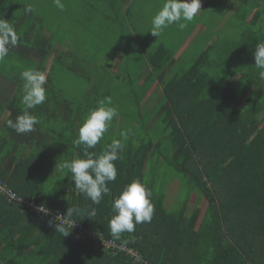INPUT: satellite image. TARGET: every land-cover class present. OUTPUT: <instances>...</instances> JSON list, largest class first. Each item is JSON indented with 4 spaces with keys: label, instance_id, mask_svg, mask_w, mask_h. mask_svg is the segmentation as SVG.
Segmentation results:
<instances>
[{
    "label": "trees",
    "instance_id": "16d2710c",
    "mask_svg": "<svg viewBox=\"0 0 264 264\" xmlns=\"http://www.w3.org/2000/svg\"><path fill=\"white\" fill-rule=\"evenodd\" d=\"M20 1L0 0V19L12 23L14 9ZM249 1H241V18L234 24L229 23L224 41L217 40L201 52L188 71L174 75L171 80L161 81L163 94L158 110L163 118L159 122H154L147 113L143 120L137 119V113L129 114L131 119L111 122L106 137L92 150L96 149L98 156L103 147L114 139L121 140L124 147L120 158L114 162L118 170L117 178L108 183L110 193L106 198L103 197L100 204H94V217L87 216L93 208L86 213L77 208L69 216L68 213L75 208L65 203L66 192L63 189L67 183L71 190L68 201L75 198L71 172L41 166L49 142L51 146L68 143V138L62 134L57 137L56 144L53 142L55 139L47 127L50 122L42 120L43 113L59 112L57 116L53 115V121L59 119L63 130H67L73 124L75 128L79 123L82 125L90 108L80 104L79 122L77 105L65 98L62 89L55 87L58 76L56 58L47 73V99L32 110L41 121L36 131L18 134L7 127V122L4 126L10 143L33 145L31 159L35 158L38 162L29 167V158L22 161L13 158L10 165H0V180L7 182L22 198L33 200L47 211L90 226L106 239L136 250L142 261L148 264H264V79L259 77L261 70L256 68L254 59L257 43L264 42V0H253L254 4L263 5L261 9H252ZM251 12L253 20L249 18ZM215 28L210 25V29ZM38 40L42 41V35L38 36ZM49 56L47 52L41 56L44 62L42 72L46 73ZM156 57L149 59L157 63ZM170 59L162 57L158 68L155 66L148 78L150 82L145 81L149 87L142 90V94L138 87L133 90L132 107H141L153 83L160 79L158 75L161 73L157 71L162 69L164 72ZM141 73L142 70L131 73L129 82L136 84L142 80L144 76ZM102 79L103 75H100L97 84ZM95 91L90 95L95 97L103 90ZM9 109L8 120H15L22 114L23 108L14 104ZM53 121L51 125L55 123ZM127 127L130 128L128 133L125 132ZM138 130L140 134L135 133ZM79 147L82 151L80 159L86 158L85 146ZM151 154L159 162H167L178 177L184 179L188 187V201L191 196H197L190 213L186 205L188 202L183 203L180 210L169 212L164 208L163 195H158L155 187L146 180L145 166ZM3 158L8 159V154H4ZM60 172L62 175L66 173L64 180H58L55 190L49 187V192H46L45 179L58 177ZM135 179L152 191L154 215L151 222L138 224L134 231L123 232L117 239L109 228V222L115 215L112 204L124 187ZM69 181L72 184L68 185ZM83 196L78 191L76 199L79 201ZM203 199L207 201V209L199 222V205ZM7 205L21 212L22 207L8 202ZM23 210L21 215L27 217L33 228V242L39 241L40 233L36 235V230L45 233L47 241L83 240L72 229H68L70 233L67 236L56 231L55 224L46 213ZM47 234L51 235L50 238L46 237ZM50 251L38 246L33 250L35 254L44 252L46 255ZM117 258L122 264H144L134 262L125 254H118Z\"/></svg>",
    "mask_w": 264,
    "mask_h": 264
},
{
    "label": "crops",
    "instance_id": "0c3cea01",
    "mask_svg": "<svg viewBox=\"0 0 264 264\" xmlns=\"http://www.w3.org/2000/svg\"><path fill=\"white\" fill-rule=\"evenodd\" d=\"M241 1L201 0V12L187 24L185 29L180 30L174 24L165 29L158 38L153 36L149 30L151 19L162 7L164 0H63L64 11L56 8L53 0L20 1L14 9L12 22L14 24L11 23L15 26L19 42L10 46L8 56L4 61H0V165H10L13 158L21 161L29 158L27 164L29 167L38 162L35 158L31 159V154L34 151L33 145L21 146L10 143L7 140L8 132L4 126L10 116L11 105L15 104L23 108L21 103L23 81L20 79V73L28 69L41 71L44 66L41 56L44 55V52L50 54L45 74L47 75L56 58L57 67L65 75L62 81L55 82L56 88L66 90L67 87L61 86L65 83L82 87V80H85L82 98H78L81 96L75 97L73 92L64 91L65 98L77 105L76 113L79 122L81 118L80 104L86 108L90 106L88 110L90 111L96 108L97 103L105 96L113 98V93L119 99L118 104L123 106L122 112H119L121 116L118 115L113 121L120 122L128 118L129 114L132 116L137 113H139L137 119L143 120L147 113L154 122H159L163 118V114H160L158 110L163 94L161 81L171 80L174 75L179 76L190 69L181 70L183 58L190 50L196 52L198 57L215 41H224L228 35L227 26L229 23L234 24L235 20L241 18L239 12ZM28 5L34 9L30 14L25 12ZM249 6H252V9L263 7L262 4H254L253 0L249 1ZM249 18L254 19L252 12ZM210 25H214L216 28L210 29ZM171 27H173V36L167 38L170 41L165 43L164 35L170 31ZM39 31L41 32L39 35H42L41 42L38 40ZM155 56H157V63L149 59V57ZM162 57L171 59L164 72L162 69L157 71L158 74L161 73L158 75L161 80L158 78L153 83L151 90L143 99L141 107L130 112L133 90L138 87L142 94V90L149 87L145 81L150 82L148 78L153 74L155 66L158 68ZM140 70L144 76L142 80L136 84L130 83V74ZM69 73L78 74L79 81L68 80L66 76ZM100 75H103V79L97 84ZM59 77L61 75L57 76V78ZM98 89L103 91L95 97L90 95ZM58 113L45 111L42 115V120L50 122L47 127L48 131L52 132L51 136L55 139L53 141L55 144L57 137L61 134L68 138V143L65 145L51 146L49 142L45 151L46 157L42 155L45 159L41 166L56 170L59 169L56 167L62 161L70 162L80 159L82 152L80 145L74 143L78 138L80 123L77 128L73 124L71 129L63 130V126L58 122L59 119L53 121V115L57 116ZM51 121L55 123L51 125ZM125 132L128 133L127 128ZM137 132L141 133L139 130L135 131L136 134ZM106 135L107 132L104 137ZM95 150L90 149L89 151L95 153ZM4 154H8V159L3 158ZM61 173L59 176L62 175ZM145 174L146 180L154 187L156 186L154 191L156 190L158 195H163L164 208L167 210L165 195L157 189L160 183L155 177V172L150 174L148 167L145 166ZM65 175L66 173L61 176L62 181ZM68 180L70 179L67 176ZM69 184L72 182L69 181ZM63 191L66 192L65 203L72 205L75 209L80 208L83 213H86L88 209L94 207L93 203H89L90 199L86 195L78 201L76 199L78 191L74 190V187L75 198L68 201L71 190L67 187V183ZM194 196L196 195L191 196V199ZM23 211L21 209V212L18 213L11 209L10 205L8 206L4 198L0 196V264H122L121 260L117 258L118 254L113 256L114 254L103 253L100 245L94 242L67 239L47 241L43 237L45 233L42 235L39 230H36V235L38 232L40 233L39 241L33 242L31 240L33 228L27 217L21 215ZM191 211L188 208V212ZM46 237L50 238V235L47 234ZM37 246L45 247L52 252L50 251L51 253L48 255L44 252L35 254L33 250Z\"/></svg>",
    "mask_w": 264,
    "mask_h": 264
},
{
    "label": "clouds",
    "instance_id": "9594fccd",
    "mask_svg": "<svg viewBox=\"0 0 264 264\" xmlns=\"http://www.w3.org/2000/svg\"><path fill=\"white\" fill-rule=\"evenodd\" d=\"M56 8L65 10L63 0H53ZM34 11L31 5L26 6L25 12L30 14ZM201 12V0H164L162 7L151 19L149 32L160 37L164 30L172 25H177L180 30L187 27L198 13ZM19 42V36L15 26L4 18L0 19V61H4L10 51V46ZM255 66L260 69L259 77L264 79V42H258L254 52ZM23 81L21 88V103L23 105L22 114L15 120L9 119L7 127L18 134H30L36 131L41 123L40 119L32 110L45 103L47 99L48 78L45 72L28 69L20 73ZM99 106L91 109L79 128L78 138L74 141L76 145H84V157L72 161H62L56 168L61 171L68 169L72 174V181L75 189L86 195L93 204H100L103 197L110 193L109 182L117 178L118 170L115 165L120 156V151L124 147L121 140L114 139L97 156L87 149H93L99 144L106 132H108L111 122L118 117L119 109L112 106V98L105 96L98 102ZM127 139V134L124 135ZM152 191L140 180L135 179L124 187L118 198L112 204L115 215L109 222L111 234L119 238L123 232L134 231L136 225L151 222L154 215V205L151 202ZM38 211L47 212L43 206ZM77 209H72L69 216ZM96 211L93 208L87 213L88 217H94ZM63 217H57L55 224L56 231L64 236L69 235L68 226L71 222Z\"/></svg>",
    "mask_w": 264,
    "mask_h": 264
},
{
    "label": "rangeland",
    "instance_id": "374dc122",
    "mask_svg": "<svg viewBox=\"0 0 264 264\" xmlns=\"http://www.w3.org/2000/svg\"><path fill=\"white\" fill-rule=\"evenodd\" d=\"M48 7H50V6H48ZM164 36H165V39L163 41L165 43L167 41H170L167 38L173 36V27H171L170 31L168 33H165ZM196 58H197L196 52H192L190 50V52H188V54L183 58V61L181 63V70L184 71V70L189 69ZM56 74L61 75V77L56 78L55 81L56 82L62 81V79L65 75H64L63 71L60 70L59 67L56 71ZM66 78L70 81L73 79L74 82L79 81V75L78 74L69 73L66 76ZM82 84H83L82 87H79L75 84H69V83H65L64 85H61V86H64V88L67 87V89L64 91L73 92L75 97L81 96L78 98H82V93L84 92V86L86 84L85 80H82ZM67 95H69V94L67 93ZM112 97H113L112 98V102H113L112 106L117 107L119 109V112H122L123 106L121 104H118L119 99L115 96V93H113ZM117 104H118V106H117ZM134 109H135V107H132V109H130V112H132ZM129 129L130 128L127 127V130H129ZM138 133L139 132H137V134ZM152 154H151V156H149V159H148L146 166L148 167V171L150 172V174L152 172H155V174H156L155 177H156L157 181L160 183V185H158L157 189L160 193H163L165 195V198H166L165 207L169 211L180 210V206H182L183 203L188 202V196H187L188 195V187H187L184 179L182 177H178L177 172L173 168H171L167 164V162H163L162 160L159 162L158 158ZM46 179L44 181V186H45L46 192H49V187H50V189L55 190V188L57 186L56 183L58 182V180L61 179V176L52 178L50 180H46ZM49 181H51L50 185H49ZM196 200H197V196H194V197H192L191 201H189L187 203V207L189 208V210H193V208L196 204ZM199 208L201 211V216L199 218V222H200L205 211H206V209H207V201L205 199H203L201 201ZM50 220L54 224L57 223L52 218ZM40 237H42V236H40ZM43 237H45V236L43 235Z\"/></svg>",
    "mask_w": 264,
    "mask_h": 264
},
{
    "label": "built area",
    "instance_id": "2783aa9c",
    "mask_svg": "<svg viewBox=\"0 0 264 264\" xmlns=\"http://www.w3.org/2000/svg\"><path fill=\"white\" fill-rule=\"evenodd\" d=\"M0 196L11 205L20 206L22 209L29 211L34 210L37 214L44 213L38 211V208L41 206H38L33 200L22 198L20 195L14 192L7 182L2 180H0ZM46 214L49 215L50 219H54L57 223V217H63L62 214L52 213L49 211H47ZM64 219L71 222V225L68 226V229H72L73 232L77 236L81 237L84 241L98 243L100 248H102V251L107 253L112 252L114 254H125L128 258L134 260L136 263L148 264L142 261L139 253L136 250L127 247L125 244L115 240L106 239L103 234L94 231L92 227L78 223L69 217H64Z\"/></svg>",
    "mask_w": 264,
    "mask_h": 264
}]
</instances>
